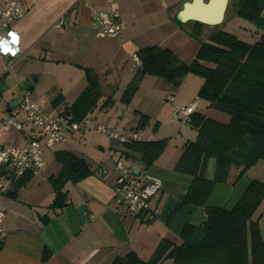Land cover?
Masks as SVG:
<instances>
[{"label":"crops","instance_id":"obj_1","mask_svg":"<svg viewBox=\"0 0 264 264\" xmlns=\"http://www.w3.org/2000/svg\"><path fill=\"white\" fill-rule=\"evenodd\" d=\"M184 1L190 0H113L111 3L105 0H25L24 15L12 23L19 34L21 55L12 61L11 71H6L5 61L0 58L3 65L0 95H8L7 103L28 95L50 114L68 110L85 88L84 68H91L98 77L101 100L110 99L111 102L102 106L100 100L86 115L93 119L90 128L72 133L65 143L46 151L44 169L37 174L30 172V180L16 198L7 197L9 201L3 203L6 208L0 209L5 212L0 264H111L115 258L128 253L146 261L160 240L180 244L179 234L184 224H203L206 219L203 206L182 205L175 209L191 177L175 171L174 165L184 145L194 141L197 133L188 121H175L173 116L175 106L194 101L195 111L227 121L225 115L209 108L207 102L197 97L202 79L187 74L179 86L174 87L162 78L144 75L131 101L127 104L120 101L124 88L137 70L131 68V55L138 49L150 45L167 48L184 64L194 58L199 42L209 32H202L195 38L190 34L191 20L181 24L174 20L181 8L179 5L175 9V6ZM112 8L124 19V28L116 37L97 36L90 25L92 11ZM261 17L264 18V5ZM227 19L232 23L227 31L238 39L245 41L246 36L253 43L259 38L261 30L244 19L240 21L229 6L218 25ZM57 22L61 24L55 26ZM204 27L212 29L213 26ZM14 68L24 71L16 75ZM56 98L60 102L54 105L52 102ZM133 111L148 117L147 125L138 129L141 140L167 138L162 153L147 167L140 161L138 152L127 150L129 155L124 157L125 164L131 169L137 168L146 181L158 183V191L147 207L156 211L151 220L144 212L130 214L117 207L113 199L116 172L108 152L122 147L94 130L99 121L117 130L135 127L137 118ZM16 118L22 120L21 114ZM1 131L0 138L2 132H13L4 142L21 144L28 139L14 129ZM60 149L83 158L92 174L76 183H66V205L53 209L49 205L54 192L47 178L60 168L54 159L55 150ZM46 154L59 166L54 173L42 175L51 164ZM100 164L106 165V172L98 173ZM214 166V159H207L204 170L207 179L213 177ZM238 171L236 167L230 169L227 181L214 186L206 205L231 209L252 179H264V161L257 162L235 180ZM43 182L48 188L40 187ZM79 204L84 206L83 223L75 209ZM263 216L264 199L253 215L262 239ZM44 252L46 258H43ZM157 264H172V261L165 258Z\"/></svg>","mask_w":264,"mask_h":264},{"label":"trees","instance_id":"obj_2","mask_svg":"<svg viewBox=\"0 0 264 264\" xmlns=\"http://www.w3.org/2000/svg\"><path fill=\"white\" fill-rule=\"evenodd\" d=\"M264 0H229L228 6L236 16L261 30L253 43L238 39L234 34L218 29L216 25L199 42L194 58L189 64L180 62L167 48L150 45L137 50L141 67L135 71L124 88L120 101L130 102L144 75L164 79L178 87L187 74L202 79L197 97L214 111L225 115L222 122L193 111L186 121L196 130L194 141L187 142L174 165V170L191 177L183 199L176 205L203 206L206 219L202 225L184 224L174 245L166 239L159 241L151 257L140 260L134 253L115 258L111 264H157L171 259L172 264H264V239L253 215L264 199V179H252L231 209L206 205L214 186L225 183L232 167L239 168L238 179L247 169L264 161V18L261 10ZM178 24V20L174 19ZM204 24L191 22L190 34L198 38ZM86 85L67 108L76 120L88 115L102 99L98 77L91 68H84ZM102 106L110 104L104 99ZM60 102L59 98L53 104ZM137 118L135 129H143L148 117L133 111ZM155 128V127H153ZM167 138L139 140L124 143L117 149L127 157V150L138 152L140 161L147 167L162 153ZM215 161L214 174L207 179L206 161ZM54 159L60 165L58 172L47 180L54 192L50 208L66 205V183H76L92 174L83 158L64 149L55 150ZM31 173L15 177L3 191L8 198H16L19 190L30 180ZM47 253H43V258Z\"/></svg>","mask_w":264,"mask_h":264},{"label":"built area","instance_id":"obj_3","mask_svg":"<svg viewBox=\"0 0 264 264\" xmlns=\"http://www.w3.org/2000/svg\"><path fill=\"white\" fill-rule=\"evenodd\" d=\"M111 3L113 0H105ZM25 0H0V58L5 61L6 71L12 70V61L20 57V38L12 23L24 15ZM57 22L55 26H59ZM90 25L100 37H116L124 28V19L117 9H100L92 11ZM142 65L137 53L131 55V68L138 69ZM195 102L175 106L173 116L178 121H186L194 111ZM21 114L22 120L16 118ZM92 120L85 116L76 120L68 112L62 110L47 113L44 108L28 95L21 97L20 103L8 112V116L0 122V129H14L28 139L21 144L0 142V191L5 190L15 177L26 173L37 174L45 167L44 154L54 150L67 141L77 131L90 128ZM94 130L115 140L120 146L124 143L141 140V132L134 127L117 130L105 123H96ZM109 159L116 172L113 186V199L118 208L130 214L144 212L148 220L155 217L156 211L148 209V202L158 191V183L146 181L139 173L134 174L125 164L124 156L119 150H109ZM98 173L106 172V165L100 164ZM5 212L0 210V242L4 235L3 219Z\"/></svg>","mask_w":264,"mask_h":264},{"label":"water","instance_id":"obj_4","mask_svg":"<svg viewBox=\"0 0 264 264\" xmlns=\"http://www.w3.org/2000/svg\"><path fill=\"white\" fill-rule=\"evenodd\" d=\"M229 0H190L184 1L180 10L175 14L179 22L196 21L204 25L214 26L220 24L224 18ZM21 98H16L7 103L6 111L9 112L17 106ZM134 174H138L137 168H132ZM76 212L81 223H83L85 214L83 204L76 206Z\"/></svg>","mask_w":264,"mask_h":264},{"label":"rangeland","instance_id":"obj_5","mask_svg":"<svg viewBox=\"0 0 264 264\" xmlns=\"http://www.w3.org/2000/svg\"><path fill=\"white\" fill-rule=\"evenodd\" d=\"M182 6L183 5V3H179L178 5H176L175 6V9L176 8H179L180 6ZM230 8V7H229ZM230 15H228V17L227 18H230L229 17ZM174 18L176 19V16L174 15ZM177 20V19H176ZM240 21H242V19H239ZM230 21V19L228 20H226L222 25H216L217 26V28L218 29H222V30H225V31H227V29L229 30V29H231L230 27H231V25H232V23L231 22H229ZM244 22H247V21H244ZM248 24V23H247ZM212 29H211V27H203V29H202V32H210ZM201 32V33H202ZM241 37V36H240ZM244 39H246L245 41H247V42H249V43H252L251 41V39H249V38H247L246 36H245V38ZM23 69L22 70H20V71H18L17 70V68H14V70H13V73H15L16 75H17V73H23ZM1 72H3V65L0 63V73ZM8 73H12V72H8ZM197 78V77H196ZM29 79L30 80H32V76H29ZM134 95V94H133ZM133 97V96H132ZM7 98H8V95L7 94H1L0 95V121L2 120V119H4V118H6L7 116H8V112L6 111V107H5V105L7 104ZM132 99V98H131ZM131 101V100H130ZM93 120V119H92ZM174 120L175 121H177V119L174 117ZM103 122H105V121H103ZM102 121L100 122H97V123H103ZM106 123V122H105ZM106 125H108L107 123H106ZM109 126V125H108ZM111 127V126H110ZM1 130V129H0ZM2 132V131H1ZM13 132H9V133H4V132H2V135H1V138H0V142H4L5 141V139L6 138H8L11 134H12ZM99 134V133H98ZM97 136H99V135H97ZM114 143H117L118 145H119V143L118 142H116V141H113ZM120 146V145H119ZM46 157H47V160H51V164L49 165V167L42 173V175H44V174H50V173H54L55 171H56V169L58 168V164L52 159V156L51 155H49V154H46ZM254 175V174H253ZM35 178H39V177H35ZM46 183H40V187L41 188H46L47 187V185H45ZM48 188V187H47ZM4 191V190H3ZM7 201H9L8 200V198L3 194V192H1L0 193V209L2 208H6V206H4V202H7ZM4 210V209H3ZM262 223H264V216H263V221H262Z\"/></svg>","mask_w":264,"mask_h":264}]
</instances>
